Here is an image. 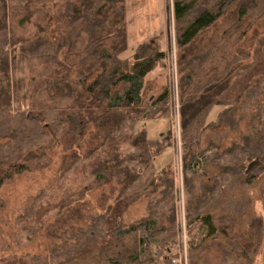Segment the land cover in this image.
<instances>
[{"label":"trees","instance_id":"16d2710c","mask_svg":"<svg viewBox=\"0 0 264 264\" xmlns=\"http://www.w3.org/2000/svg\"><path fill=\"white\" fill-rule=\"evenodd\" d=\"M237 1L172 0L176 48L185 47ZM43 2L48 4L47 12L66 18V33L59 40H50L44 24L35 18L36 11L29 10L31 4ZM13 9L25 14L17 16ZM263 16L264 0H241L235 19L215 44L178 68L182 113L203 90L222 84L219 94L184 118L181 126L186 183L188 173L197 174L206 162L219 167L186 214L189 264H252L261 254L264 102L242 143L221 152L192 153L191 147L209 124L215 106L234 105L253 78L264 76V36L251 52L234 50ZM126 24L125 0H0V83L16 71V48L28 65L26 107L13 105L6 88H0V186L47 166L53 148L72 150L89 127L102 133L94 147L83 156L75 154L60 178L43 187L16 218L27 239L52 212L71 206L107 181L110 161L123 164L139 158L142 163L139 171H127L115 201L105 211L66 233L48 256H2L0 264H172V255L166 252L176 235L173 179L166 165L157 170L153 161L166 148L162 141L148 137L145 127H136L142 119L168 115L167 90L143 101L145 76L165 66L166 53L143 43L131 59L121 57L127 49ZM237 64L241 68L233 74ZM158 185H163V195L156 204H165L170 211L168 224L160 221L164 211L122 223L128 205Z\"/></svg>","mask_w":264,"mask_h":264},{"label":"rangeland","instance_id":"374dc122","mask_svg":"<svg viewBox=\"0 0 264 264\" xmlns=\"http://www.w3.org/2000/svg\"><path fill=\"white\" fill-rule=\"evenodd\" d=\"M240 1L238 0L231 5L220 18L202 30L185 48L177 49L172 0H125L127 49L122 52L121 57L131 59L137 46L143 43L166 53L164 57L165 66H158L148 71L145 76L143 101L146 102L149 96L156 97L167 90L168 115L167 117H157L158 114H156L152 119H142L137 122L136 127L140 128L145 125L150 131H146L147 135L159 137L158 140L163 142L167 151L157 158L156 164L161 167L168 163L169 165H166L168 176L173 179L176 235L169 243L171 249L166 252L172 256L177 250L176 241L179 237L181 221L184 222L187 235L186 251L188 252L190 232L186 227V214L196 204L203 186L208 182L210 183L209 179L219 171V167L215 163L206 162L202 168H199L197 174L188 173L189 178L186 183L182 169L183 151L180 138L182 121L208 99L218 95L222 86V84H217L203 90L191 105L185 107L184 113H182L178 68L193 57H201L207 49L215 44L224 30L235 19L236 7ZM38 9L39 11H37ZM29 10L36 11L35 18L44 24L50 40H59L66 33V18L47 12L48 4L46 2L31 4ZM13 14L21 16L25 14V11L13 9ZM263 36L264 16L252 26L240 43L235 46V52H251ZM13 55L16 71L9 81L0 83V88L2 86L6 88V91L11 95L10 99L13 105L26 107L28 105L25 97L27 58L20 52L19 48L13 51ZM240 68L241 64H237L233 74L237 73ZM263 102L264 76H257L253 78L250 86L244 91L237 103L232 106L217 105L213 108L207 118L209 124L201 133L199 140L191 147L192 153L201 151L221 152L232 144L242 143L244 136L252 132L254 116L257 114L258 106ZM219 111L222 112L221 116H218ZM101 137L100 128L91 126L83 132L81 141L72 150L63 151L60 147H55L50 153V162L47 166L42 169L26 171L0 186V200L3 202V206L0 207V257L23 254L48 256L52 248L64 239L66 233L74 232L78 226L84 225L90 217L105 211L115 201L124 184L127 171H136L142 166L139 158L123 164H115L114 161H110L107 164V170L110 172L108 180L89 190L84 198L73 202L71 206L60 212H52L48 221L34 234L32 239H27L28 233L21 228V224L16 220L19 215L24 213L25 208L43 187L60 178L75 154L85 155L99 142ZM162 190L163 185H158V189L155 191L145 193L155 192L154 194L148 196L144 194L145 197L142 198V195L130 203L121 216L122 223L126 225H128L127 222L132 221L131 223H133L146 217L147 215L143 216L146 213L159 215L164 211L162 217L169 215L170 211L165 209V204L149 206L154 198L162 197ZM256 207L261 209L259 202L256 203ZM196 231V229L192 230V232ZM260 255L264 260V240Z\"/></svg>","mask_w":264,"mask_h":264},{"label":"built area","instance_id":"2783aa9c","mask_svg":"<svg viewBox=\"0 0 264 264\" xmlns=\"http://www.w3.org/2000/svg\"><path fill=\"white\" fill-rule=\"evenodd\" d=\"M187 235L185 232L184 222H180L179 237L176 241V251L172 256V264H188L187 260Z\"/></svg>","mask_w":264,"mask_h":264},{"label":"crops","instance_id":"0c3cea01","mask_svg":"<svg viewBox=\"0 0 264 264\" xmlns=\"http://www.w3.org/2000/svg\"><path fill=\"white\" fill-rule=\"evenodd\" d=\"M188 44H190V43H188ZM187 44V45H188ZM186 45V46H187ZM185 46V47H186ZM184 47V48H185ZM138 127V126H137ZM142 127H145V129H146V131L148 130V128H146V126L144 125V126H142ZM147 132H150L149 130L147 131ZM150 134V133H149ZM148 137H150V138H156V137H152V136H150V135H148ZM156 139H159V137L158 138H156ZM164 153H167V151L165 150L161 155H159V156H156V157H154V159H153V161H154V163H155V166H156V168H157V170H160L163 166H165V165H169L168 163H165V164H163L161 167H158L157 165L158 164H156V160H157V158L158 157H161ZM138 170H140V167H139V169ZM157 189H158V187H157ZM155 193V192H154ZM154 193H150V194H154ZM150 194H145L146 196H148V195H150ZM145 195H143L142 196V198L143 197H145ZM159 198L160 197H156V198H154L153 199V201H152V203L151 204H149V206H153V205H156V203H157V201L159 200ZM131 206V205H130ZM150 212V211H149ZM149 213H146L145 215H143V216H146V215H148ZM161 219H162V221H161V223L162 224H165V225H167L168 224V222H169V220H168V218H167V215H165V216H163V217H161ZM136 220V219H135ZM134 221V220H133ZM132 222V221H131ZM131 222H127L128 224H130ZM199 227L204 231V232H206V227L204 226V225H199ZM263 257H262V255H260L258 258H257V260L254 262V263H252V264H264V260L262 259ZM206 264H214V263H211V262H207Z\"/></svg>","mask_w":264,"mask_h":264}]
</instances>
